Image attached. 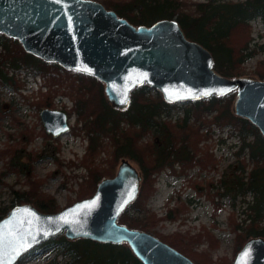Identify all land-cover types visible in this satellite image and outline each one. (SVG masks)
I'll return each instance as SVG.
<instances>
[{"label":"trees","instance_id":"16d2710c","mask_svg":"<svg viewBox=\"0 0 264 264\" xmlns=\"http://www.w3.org/2000/svg\"><path fill=\"white\" fill-rule=\"evenodd\" d=\"M101 2L135 24H150L161 17L176 19L187 37L201 42L212 52L214 68L228 76L243 74L242 61L256 51L255 48L249 47L252 38L250 19L259 17L264 29V0H187L186 3L181 0H101ZM191 4L193 8L190 7ZM258 46L264 49V41ZM20 67L24 68L25 74L40 75L42 84L47 86L43 91L39 87L38 99L29 101L38 109L53 106V96L56 93L67 95L73 101V106L68 112H75V123L70 130L82 133L87 139L78 164L87 170V177L80 180L79 186L89 191L80 194L78 198L92 194L103 176L113 175L115 164L122 158L134 160L142 176L139 191L131 204L119 214L118 220L131 227L150 230L160 219L154 211L144 212L147 210L146 202L155 189L156 174L165 168H168L170 173L183 174L194 165L205 168L208 163L213 164L216 159L212 151L206 144L200 146V142L210 137L212 125L218 127L227 125L230 134L236 133L240 137V149L247 147L248 155L254 164L246 178L242 174H237L238 176L227 184L222 178L220 181L225 184V191L212 193L226 194L230 187L235 186L236 192H241L244 196V210L247 214L243 218L247 220L244 228L240 229L241 222L230 216L231 229L235 232L236 251L249 236H264V138L249 119L234 113L235 91L220 96L210 95L190 101L182 100L179 102L183 110L182 115L170 120L162 119L159 115L162 112H170L177 102H167L157 89L155 96L150 95L149 86L143 83L131 90L130 103L126 108H117L107 100L103 83L98 78L66 69L57 62L44 61L24 50L16 38L0 32V86L10 84L15 90H19L23 81L14 70ZM253 72L257 77L264 79V59L258 60ZM6 112L8 111L0 108V117ZM14 119L16 120L15 117ZM121 121L127 123L126 127L121 125ZM32 132L33 130L26 126L19 131L20 135L27 136L22 142H6L5 146H0V158L8 157L5 169L0 171V183L9 186L11 195L10 203L0 206V217L16 203L29 202L48 212L61 208L54 195L41 188L44 178L36 177L32 173V162L39 159L40 155L33 154L27 160H22L17 153L21 146L32 139ZM147 132L150 133V138L143 141L141 137ZM42 134L50 136L45 130H42ZM104 149L109 154L108 166H101L95 162L96 154ZM57 164L60 166L61 162L57 160ZM245 164V160L241 159L239 169L243 171ZM20 170H24L26 174V188H14L3 180V176ZM199 184L198 181L192 182L198 192L201 191ZM207 185L210 187L209 182ZM248 190L252 192V200H245ZM215 203L217 204V201ZM186 208L187 205L183 202L168 206L165 217L176 219ZM160 237L189 255L197 264H213L208 251L197 252L191 250L189 246L204 237L210 247H215L217 238L211 231L203 229L194 234L173 232L169 236ZM79 242L85 245L79 246ZM89 243L105 247L107 251L88 250ZM51 246L69 255L61 264H142L125 242H103L81 237L68 239L63 233L35 245L22 254L14 264H23L26 255L37 254ZM57 263L54 255L49 264ZM225 263L227 262L218 264Z\"/></svg>","mask_w":264,"mask_h":264},{"label":"water","instance_id":"95a60500","mask_svg":"<svg viewBox=\"0 0 264 264\" xmlns=\"http://www.w3.org/2000/svg\"><path fill=\"white\" fill-rule=\"evenodd\" d=\"M0 32L44 61L98 78L117 108H126L131 90L143 83L167 102L235 91L234 113L249 119L264 138V79L217 71L212 52L187 37L174 18L135 24L99 0H0ZM39 116L52 135L69 128L68 114L61 108L44 106ZM141 177L139 168L122 158L92 194L56 211L29 202L12 205L0 217V264H14L59 233L68 239L125 242L142 264H197L153 232L118 220L136 198ZM229 264H264V236H249Z\"/></svg>","mask_w":264,"mask_h":264},{"label":"rangeland","instance_id":"374dc122","mask_svg":"<svg viewBox=\"0 0 264 264\" xmlns=\"http://www.w3.org/2000/svg\"><path fill=\"white\" fill-rule=\"evenodd\" d=\"M181 2L186 3L187 0H181ZM190 7L193 8V4ZM250 24L252 38L249 47L255 48L256 51L252 55H247L242 61L244 70L242 75L256 76L253 70L258 60L264 59V49L258 46L264 41V29L259 17L250 19ZM14 71L23 81V84L19 90H15L10 84L0 86V108L8 111L0 117V146H5L6 142H22L27 136L20 135L19 131L26 126L31 128L33 137L27 144L19 148L17 152L20 154L19 158L27 160L33 154L40 155L39 159L32 162V173L36 177L44 178L41 188L54 195L60 207L65 206L78 199L80 194L89 191V189H81L79 186L80 180L87 177L86 168L78 164L85 150L87 139L82 133L78 134L70 130V127L75 123V112H68L73 106V101L69 96L61 93H56L53 96V106L47 107L65 110L70 125L67 131L58 135H43L42 130L45 129L39 116L40 108L38 109L29 101L39 97L38 91L34 87L39 86L40 90L43 91L47 86L42 84L40 75L25 74L22 67ZM149 94L155 96L156 90L150 89ZM182 113V107L177 102V105L170 112H162L159 117L175 120ZM121 125L125 126L127 123L121 121ZM148 138H150L148 132L141 137L143 141L148 140ZM204 144L212 151L216 159L215 162L213 164L208 163L205 168L194 165L183 174L170 173L168 168L162 169L156 174L155 189L146 202L147 210L144 212L154 211L160 217L148 230L156 232L159 237L160 235L169 236L173 232L194 234L203 229L211 231L217 238L215 247H210L207 239L202 237V240L192 242L195 249L189 245L191 250L208 251L213 264L215 262L216 264L221 262L229 264L236 253L235 232L231 229L230 216L232 215L235 220L241 222L242 228L240 229L244 228L247 221L243 219L247 216L244 210V196L241 192H236L235 186L230 187L226 194L218 195L212 192L225 191V184L220 181L222 178L226 184L232 182L238 176L237 174H242L246 178L254 163L248 155L247 147L240 149V137L236 133L230 134L227 125L222 127L212 125L210 137L200 142V146ZM108 157V152L105 149L101 150L96 154L95 162L100 163L101 166H108ZM6 159L8 157L0 158V171L5 169ZM241 159H244L246 163L243 171L239 169ZM57 160L61 162L60 166H58ZM131 162L138 168L134 160ZM115 165L114 172L118 163ZM176 167H178L177 164ZM25 175L24 170L12 171L3 176V180L14 188L22 189L27 187ZM193 181L200 182L198 185L201 189L200 192L192 185ZM208 182L210 187L207 185ZM209 193H211L210 196ZM10 197L9 186L0 183V206L10 203ZM252 197V192L248 190L245 194V200H252ZM180 202L187 205L186 210L182 211L176 219L165 217L168 206L177 205ZM78 245L82 246L85 243L79 242ZM87 246L88 250L107 251V248L98 245L89 243ZM54 255L58 261L57 264H61L69 258L67 253L59 252L54 246H51L44 248L37 254L26 255L23 264H49Z\"/></svg>","mask_w":264,"mask_h":264},{"label":"flooded vegetation","instance_id":"af4514ba","mask_svg":"<svg viewBox=\"0 0 264 264\" xmlns=\"http://www.w3.org/2000/svg\"><path fill=\"white\" fill-rule=\"evenodd\" d=\"M192 247H193V245H192ZM194 249H195V247H193ZM201 251V250H200Z\"/></svg>","mask_w":264,"mask_h":264},{"label":"snow or ice","instance_id":"6c2138e0","mask_svg":"<svg viewBox=\"0 0 264 264\" xmlns=\"http://www.w3.org/2000/svg\"><path fill=\"white\" fill-rule=\"evenodd\" d=\"M122 103L124 102V101H121Z\"/></svg>","mask_w":264,"mask_h":264}]
</instances>
